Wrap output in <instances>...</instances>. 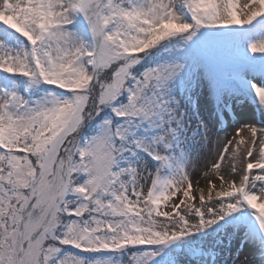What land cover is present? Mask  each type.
<instances>
[{
    "label": "snow or ice",
    "instance_id": "snow-or-ice-1",
    "mask_svg": "<svg viewBox=\"0 0 264 264\" xmlns=\"http://www.w3.org/2000/svg\"><path fill=\"white\" fill-rule=\"evenodd\" d=\"M0 264H264V0H0Z\"/></svg>",
    "mask_w": 264,
    "mask_h": 264
},
{
    "label": "bare ground",
    "instance_id": "bare-ground-1",
    "mask_svg": "<svg viewBox=\"0 0 264 264\" xmlns=\"http://www.w3.org/2000/svg\"><path fill=\"white\" fill-rule=\"evenodd\" d=\"M238 2H242V0H238ZM252 108V106L245 112L242 114V119H252L253 118V114L250 111ZM201 184H203V181H201Z\"/></svg>",
    "mask_w": 264,
    "mask_h": 264
},
{
    "label": "rangeland",
    "instance_id": "rangeland-1",
    "mask_svg": "<svg viewBox=\"0 0 264 264\" xmlns=\"http://www.w3.org/2000/svg\"><path fill=\"white\" fill-rule=\"evenodd\" d=\"M254 109H255V103L253 102V104H252V108H251V112H252V114H253V117H254V115H255V112H254ZM229 131H231V129H229ZM250 258V257H249Z\"/></svg>",
    "mask_w": 264,
    "mask_h": 264
}]
</instances>
